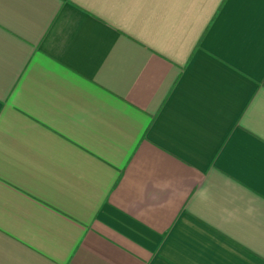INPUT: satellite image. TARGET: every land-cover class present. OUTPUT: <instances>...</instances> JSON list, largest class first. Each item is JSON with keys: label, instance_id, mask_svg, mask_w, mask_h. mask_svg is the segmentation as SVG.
Wrapping results in <instances>:
<instances>
[{"label": "crops", "instance_id": "1", "mask_svg": "<svg viewBox=\"0 0 264 264\" xmlns=\"http://www.w3.org/2000/svg\"><path fill=\"white\" fill-rule=\"evenodd\" d=\"M0 264H264V0H0Z\"/></svg>", "mask_w": 264, "mask_h": 264}]
</instances>
